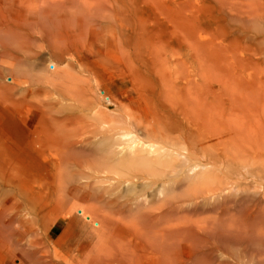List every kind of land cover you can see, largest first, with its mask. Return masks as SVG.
Instances as JSON below:
<instances>
[{"label":"bare ground","instance_id":"bare-ground-1","mask_svg":"<svg viewBox=\"0 0 264 264\" xmlns=\"http://www.w3.org/2000/svg\"><path fill=\"white\" fill-rule=\"evenodd\" d=\"M14 6L20 11L9 14ZM118 10L119 0H0V103L25 104L40 114L43 137L35 140H42L39 153L53 170L58 205L67 218L76 212L91 221L89 250L75 264H264L263 48H247L257 57L244 64H253L246 77L220 66L222 47L205 42L190 44L196 58L208 59L194 65L162 61L147 47L128 59L120 48ZM107 35L117 47L103 54L137 82V112L127 107L123 116H98L83 129L77 124L86 115L69 114L75 104L70 112L60 102L61 109L44 110L49 99L39 98L34 86L41 82L61 99L86 95L91 87L82 89L84 75L78 69L77 78L73 67L87 73L93 51L85 46ZM43 48L53 69L32 61L27 68L23 58L35 59ZM57 62L65 68L58 71ZM1 211L0 241L9 254L20 253L17 264L36 263L33 231H12Z\"/></svg>","mask_w":264,"mask_h":264},{"label":"rangeland","instance_id":"rangeland-1","mask_svg":"<svg viewBox=\"0 0 264 264\" xmlns=\"http://www.w3.org/2000/svg\"><path fill=\"white\" fill-rule=\"evenodd\" d=\"M258 1L264 2V0H119L117 16L118 24L121 29V39L119 42L121 47L120 45L119 47L121 49L123 48L122 50L123 52L125 51V55L130 54L128 59H134L135 56L133 53L136 48L147 47L151 48L162 61H168L169 63L185 62L187 64L185 65L188 66L191 62L194 65L197 62L200 63L204 59L206 62L208 61V59L204 57L205 55H201L203 59L198 56L202 59L199 61V58H196V54H193L194 49H191L192 46H190V44L193 45L192 43L195 42H205L215 46V48L216 46L222 47V53H219L221 55V58L219 55L221 60L216 58V61L219 59L221 63L220 66L225 68L228 67L227 69L231 68L232 71H229L230 73L232 72V74L239 76L243 75V77L245 75L246 77L247 74L251 73L250 71L252 68L250 67L253 65L251 63L252 65L250 64L245 67V65L248 64L247 61H249L250 58L255 60L257 56L255 55V57L253 55V57L250 53L247 55L248 53L245 52H249L250 50L252 53L250 48L254 46L253 49L263 48L264 50V17H262L264 15V9L258 8V4L261 8H264V4L262 2L260 4ZM252 7H254L255 10ZM10 8H13V6ZM10 8H8V12L10 11L9 14L11 12V14H13L16 11H20L16 6H14V12L12 11L13 9L11 10ZM247 10H253L255 13L253 11L248 12ZM254 14L255 16H253ZM103 41L105 42L101 40L92 41L85 46L86 49L91 52L93 51V55L89 58L87 65L89 73L75 66L73 67V71H76L74 73L72 67L71 69L69 68V71L76 74L77 78L80 74L81 77L84 75L81 80L78 78V84L82 85V89L83 85L86 89L91 87L90 91L94 90L95 93L90 95L88 94L90 91L85 93V89L84 93L86 95L81 94L83 98L81 96L78 97L77 94H74V96L71 94L72 100H70L71 97L69 98V96H65L66 98L63 97L67 100H62L63 98L61 99V96L57 97L58 94L55 91H52L54 93L45 92V85H41L40 82L39 84L42 87H40L39 84L36 86V84L34 88H36L37 91L40 90L38 91L40 94L39 98L45 101L49 99L48 102L46 101L47 106L44 107V110L48 109L49 112H54L53 109H59V105H61L68 109L67 111L74 110L73 112H68L71 115H77V113H79V115L80 113L86 115L83 117V120H85V118H87V120L90 119L86 121V123H83V120H81L82 122H80L82 124L78 120L79 124H77L79 127L82 125L81 127L83 129L87 127L83 125H89L90 122H93V119L96 123L97 121L95 120H97L98 116H103L102 119L105 117V119H109L123 116L129 109L128 112L130 113L137 112L136 109H138L139 106L136 90L137 82L132 76L130 77L124 65L114 61L111 55L103 54L105 48L117 47L116 42L111 40L109 35H107L106 40ZM252 42L254 44L257 42L258 44L254 45ZM247 48L249 49L248 51ZM41 50L45 51L40 52L39 49L38 53H40H37L35 59H31V56V58L27 57L28 60L25 57L23 58L22 62L27 64V68L32 67L28 63L33 62L35 66L46 68L45 65H47V67L50 65L51 69H53L52 63H55V61L51 57L50 51L47 48ZM217 50L220 51L219 48ZM49 55L50 57H48ZM246 56L249 59H247ZM236 60L239 61L240 64H243L238 67L239 63ZM48 62L52 63L49 64ZM93 62H96L94 63L97 65L96 68ZM223 63L224 65H222ZM61 64L58 63L59 67L58 65L55 66L58 68V71L63 70V67L61 68L63 65L65 68V64ZM260 67L262 71H264V60L261 62ZM57 68L54 69L56 72H58ZM93 68L94 70H92ZM51 69L49 68L50 71ZM78 69L81 71L80 74H78ZM32 72L34 73L33 70ZM41 74H44V72L41 71ZM74 74L71 76L75 77ZM85 77L89 79L87 78L86 80ZM130 78H132L133 81H131ZM133 82H136L135 86ZM27 83L29 85L33 84H30L29 81H27ZM96 88L100 90L101 95H98L99 93L97 92L99 90ZM12 92L13 90L11 93ZM28 96L31 98V95ZM76 96L78 98H76ZM93 97H97L98 100L95 101L96 98L94 99ZM28 99L29 97L27 100ZM80 99L81 102H78ZM82 99L84 103L83 106ZM84 99L87 100V104H85ZM49 101L51 105H48ZM57 102H60V104L58 103V105ZM74 104L76 107L74 106L73 109L72 106ZM93 104L97 105L92 109L91 105L93 106ZM127 104L129 106H126ZM66 105L68 107H66ZM87 105L92 111L90 108H86ZM122 105H124V107ZM127 107H129L128 110L124 111ZM132 109L133 111H131ZM75 115L74 117H76ZM81 116L80 118L82 119ZM38 123L40 124V114L25 104H23L22 107H16L13 104L5 105L0 103V211L2 210V214L5 213L4 220H9V222L6 223L10 224L12 231H33L35 241L37 242L36 247L33 248L37 251L33 259H38L40 262L37 260L36 263L32 264H75V262L80 261L89 250L90 241L85 233L88 230L87 228L92 226L91 221L85 220L76 212H74L70 218H67L62 211L63 209H60L61 205L58 202L59 199L57 200L54 194L53 170L46 164L42 155L39 153L43 146L42 140H35V136L37 138L43 137ZM37 130H39L38 132L40 134H37ZM40 139L41 138H39V140ZM39 142H41V144ZM35 143L37 149H35ZM32 144L34 145L32 146ZM86 148L87 151L88 149L93 152L95 150V147L92 145ZM251 188L249 190L252 191L253 188ZM86 203L84 204L85 206L90 204V202ZM5 217H7V219ZM26 237L27 236H25L22 242L23 245L27 242L26 240H28ZM2 241H0V264H17L20 253L14 256L13 253L12 255L9 254L7 242L5 241V243ZM10 255L13 256V258L10 257L9 260H7ZM14 258L15 261H13ZM31 258L32 257L29 259Z\"/></svg>","mask_w":264,"mask_h":264}]
</instances>
